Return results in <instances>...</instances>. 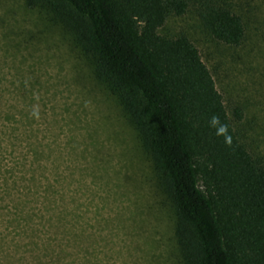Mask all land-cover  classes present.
<instances>
[{"label": "rangeland", "instance_id": "rangeland-1", "mask_svg": "<svg viewBox=\"0 0 264 264\" xmlns=\"http://www.w3.org/2000/svg\"><path fill=\"white\" fill-rule=\"evenodd\" d=\"M238 47L213 39L190 1L160 32L185 33L228 110L245 106L264 153V0ZM246 127V125H245ZM174 212L114 96L40 8L0 0V264H184Z\"/></svg>", "mask_w": 264, "mask_h": 264}, {"label": "trees", "instance_id": "trees-1", "mask_svg": "<svg viewBox=\"0 0 264 264\" xmlns=\"http://www.w3.org/2000/svg\"><path fill=\"white\" fill-rule=\"evenodd\" d=\"M190 1L23 0L63 26L135 130L171 202L182 262L264 264V153L251 150L246 107L235 101L228 110L185 33L160 32ZM194 4L213 39L245 42L248 0Z\"/></svg>", "mask_w": 264, "mask_h": 264}, {"label": "clouds", "instance_id": "clouds-1", "mask_svg": "<svg viewBox=\"0 0 264 264\" xmlns=\"http://www.w3.org/2000/svg\"><path fill=\"white\" fill-rule=\"evenodd\" d=\"M210 123H211L213 126L216 125V124H218V123H219L218 118L213 117L212 120L210 121ZM221 130H224V126H223V125H221V126H220V129H218V131H221Z\"/></svg>", "mask_w": 264, "mask_h": 264}]
</instances>
